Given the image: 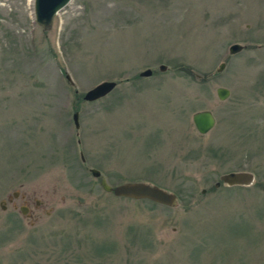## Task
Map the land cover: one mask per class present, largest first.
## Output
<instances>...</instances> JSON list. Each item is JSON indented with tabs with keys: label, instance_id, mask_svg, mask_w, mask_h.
Returning a JSON list of instances; mask_svg holds the SVG:
<instances>
[{
	"label": "rangeland",
	"instance_id": "1",
	"mask_svg": "<svg viewBox=\"0 0 264 264\" xmlns=\"http://www.w3.org/2000/svg\"><path fill=\"white\" fill-rule=\"evenodd\" d=\"M242 171L255 184L215 187ZM0 264H264V0H72L50 31L35 0H0Z\"/></svg>",
	"mask_w": 264,
	"mask_h": 264
},
{
	"label": "water",
	"instance_id": "2",
	"mask_svg": "<svg viewBox=\"0 0 264 264\" xmlns=\"http://www.w3.org/2000/svg\"><path fill=\"white\" fill-rule=\"evenodd\" d=\"M72 0H35V16L39 26L44 31H50L54 24L56 15L62 11L66 6L70 4ZM244 47L240 44H235L230 48V54L235 55L241 52ZM226 67L223 63L220 65L219 72H222ZM167 66L162 65L160 67L161 72L167 71ZM139 76L141 78H150L153 76V70L147 69L142 71ZM67 80L73 83L71 77L68 75ZM117 84L115 82H104L94 89L90 90L84 97L87 102H96L107 97L115 88ZM230 90L226 88H218L217 95L220 100L225 101L230 97ZM80 113L75 112L73 120L77 129L80 128ZM193 122L197 131L206 135L210 133L216 126L217 120L212 111H202L194 114ZM84 159V158H83ZM91 174L94 178H101L102 174L97 169H92ZM221 182L216 184V188H219L223 183L229 187H249L255 182V176L250 172H232L220 177ZM101 186L107 193H114L116 197L133 199V200H149L154 203L167 206L176 207L178 205V197L173 193H169L166 190L152 186L147 183H126L118 187H111L106 180L102 179ZM205 193V191H203ZM5 209V207H3ZM22 213L26 215V211L22 209Z\"/></svg>",
	"mask_w": 264,
	"mask_h": 264
},
{
	"label": "flooded vegetation",
	"instance_id": "3",
	"mask_svg": "<svg viewBox=\"0 0 264 264\" xmlns=\"http://www.w3.org/2000/svg\"><path fill=\"white\" fill-rule=\"evenodd\" d=\"M14 197L17 198V197H18V193L15 194ZM11 201H12V200H11ZM37 205H39V202L37 203ZM22 209H24V210L26 211L27 215H31V214H30V209H29V207H28L27 205L21 207V211H22Z\"/></svg>",
	"mask_w": 264,
	"mask_h": 264
}]
</instances>
